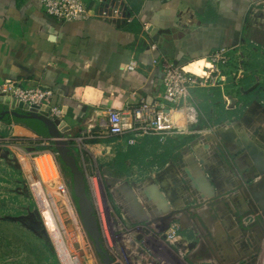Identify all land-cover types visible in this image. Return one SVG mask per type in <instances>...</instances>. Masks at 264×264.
I'll list each match as a JSON object with an SVG mask.
<instances>
[{
    "label": "rangeland",
    "instance_id": "obj_1",
    "mask_svg": "<svg viewBox=\"0 0 264 264\" xmlns=\"http://www.w3.org/2000/svg\"><path fill=\"white\" fill-rule=\"evenodd\" d=\"M247 21L264 30V5L252 7ZM212 65H217L219 72L212 67V72H207L204 79L210 81V77L218 73L220 76L219 84L210 89L221 87L225 101L232 104L230 109L237 99L243 104L249 102L245 110L248 114L244 117L238 119L234 109L227 112L235 116L230 121L233 128L216 132L227 127V123L213 124L219 109L213 108L202 116L197 107L198 99L192 95L198 111L197 120L168 136L164 144L155 136H145L149 138L145 149L149 156L136 155L126 170L117 168L104 173L100 162L82 150L90 165L88 172L90 176H96L98 185L100 180L105 186V174L118 178L117 182H109L114 196L109 190H101L110 217L103 234L105 249L114 259L120 261L123 258V264L126 252L136 264H183L177 253L167 248L166 238L175 230L177 236L187 238L191 250L201 245L199 252L207 251V260L211 264H221L224 256L227 257L225 264H264V50L246 42L232 48L226 59ZM248 87L253 89L250 94L246 92ZM241 91L247 94L243 95ZM251 106L257 108L253 110ZM187 116L178 114L177 118H182L180 126L187 125ZM261 127L260 135L254 137ZM221 134H228L230 139L226 140ZM37 139L34 133L14 134L13 128L0 124V264H61V260L68 261L67 253L78 257L80 264H101L88 237L84 235V243L80 235L73 236L59 207L51 205L45 212L31 183L25 179L23 152H32L30 145L40 150ZM250 142L262 151L263 160L259 163V158L252 159L244 148ZM166 149L170 154L163 161ZM32 165L28 163L26 169ZM31 170L33 172V168ZM61 172L72 193L68 173L62 168ZM32 176L38 178L35 170ZM225 184H229V188ZM36 186L40 188L39 183ZM42 187L44 193L47 188L51 191L48 184L42 183ZM144 191L152 194V201L146 199ZM115 197H121L123 201L118 202ZM135 199H141L143 216L137 215L140 209L125 205V201ZM240 201L243 204L241 210L237 206ZM149 203L168 208L166 217L151 214L153 208L146 206ZM57 215L66 225L63 236L58 233ZM168 219L171 223L165 228L157 225ZM131 237L138 246L131 245ZM140 237L142 242H139ZM184 260L188 264L206 262L203 256L186 255Z\"/></svg>",
    "mask_w": 264,
    "mask_h": 264
},
{
    "label": "crops",
    "instance_id": "obj_2",
    "mask_svg": "<svg viewBox=\"0 0 264 264\" xmlns=\"http://www.w3.org/2000/svg\"><path fill=\"white\" fill-rule=\"evenodd\" d=\"M259 4L264 5V0H128L121 19L59 22L44 12L38 0H0V86L6 80H16L26 87L53 90L54 104L63 110V120L70 129L65 136L78 153V139H87V130L99 132L107 110L125 111L143 100L152 103L159 98L162 72L154 62L162 55L205 76L211 52L246 42L264 50V30L247 21L249 11ZM130 17L134 18L132 23L127 22ZM152 44L158 49H152ZM133 62L136 68L129 70ZM252 90L246 92L250 94ZM247 93L241 91L243 95ZM191 95L198 99L202 116L213 108L219 109L214 125L230 123L235 116L227 112L245 105L237 99L230 109L232 104L225 101L221 87L195 89ZM252 106L253 110L257 108ZM0 124L13 128L14 134L34 133L22 124ZM101 141L85 140L83 150L98 160L107 173L118 168L119 153H127L128 149L149 142V138L139 139L134 146L127 144V137ZM130 161L124 164L127 166ZM105 176V186L99 180L100 189L111 191L108 182L118 178ZM225 186L229 188V184ZM116 200L123 201L121 197ZM128 203L125 205L130 207ZM147 205L153 208L151 214L158 215L156 210L160 211V218L169 211ZM237 206L243 209L242 201ZM170 222L163 220L157 225ZM224 260L227 262L226 256L221 264H225Z\"/></svg>",
    "mask_w": 264,
    "mask_h": 264
},
{
    "label": "built area",
    "instance_id": "obj_3",
    "mask_svg": "<svg viewBox=\"0 0 264 264\" xmlns=\"http://www.w3.org/2000/svg\"><path fill=\"white\" fill-rule=\"evenodd\" d=\"M42 6L44 12L58 20L59 22H71V21H88L91 19H106L114 20L121 19L124 16V10L128 6V0H38ZM133 17L127 19L128 23H132ZM151 48L157 50L156 44H152ZM231 49L223 48L214 53H211L208 57L210 62V68L208 72H212V67L216 68L219 72L217 65H212V63H217L221 59H226L230 54ZM154 65L160 66L162 72V83L163 90L159 94V98L152 103L146 101H141L137 105L130 106L125 111H119L110 109L106 111V118L100 123L99 132H91L87 130L86 138L78 139V153L74 152L77 159H79V164L85 173L88 182V188L90 195L93 199L96 213L98 215L103 241L106 243V238L103 234L104 227L106 229L107 220L110 219L108 206H106V201L101 197L100 185H98L96 176H90L88 172V167L90 166L83 155V145L85 140H106L111 137H127V144L129 146H134L139 139L145 136H155L158 137L160 142L164 143L168 136L174 135L181 129V127H186L192 125L198 116V111L196 106L193 104L192 91L195 89H207L219 84V76H211L210 81L204 79L203 76H198L184 67H181L174 63L170 57L167 55H162L160 59L154 62ZM136 68V63L133 62L129 66V70H134ZM54 91L45 87L35 86L26 87L21 81L16 80H6L0 86V96L10 97L12 101L17 100L18 108L23 111V113H47L49 118L52 120L59 119L64 121V113L61 107L54 104ZM178 114H187V125L180 126L179 122L182 118H177ZM191 116L192 119H189ZM64 139L69 140L66 136ZM37 144H39V149L32 148V152H23L24 158L22 167L25 174V179L30 184L31 188L36 186V183L42 187V183L48 184L51 187V191H48L47 195L50 200L55 202L59 210L62 209L61 201L57 199L56 194L58 190L63 187L65 189V196L67 201L71 204L76 216L79 227L81 228L83 234L86 235L75 202L70 193V189L66 185L63 173L61 172L60 158L58 152L54 148L55 139L40 137L37 139ZM36 143V142H35ZM73 150V149H72ZM74 151V150H73ZM23 156V157H24ZM32 163V167L26 169L27 164ZM33 172L38 174V178L32 176ZM59 177L58 182H52L53 171ZM107 180V177H104ZM43 189V187H42ZM36 197V195H35ZM37 198V197H36ZM57 202V203H56ZM43 218V216H42ZM41 218V219H42ZM63 219V218H62ZM44 222V219H42ZM45 224V222H44ZM46 226V225H45ZM47 228V227H45ZM171 237L166 238L167 248L173 253L176 252L177 255L182 259L183 264H188L185 262L184 258L186 255L192 257L199 256L198 254L200 247L197 246L195 249L191 250L190 242L187 238H182L177 236V230L172 231ZM87 236V235H86ZM130 240L131 245H137L133 237ZM140 239V238H139ZM182 239H185L182 241ZM142 242V240H139ZM85 243V240H84ZM183 248H177L182 247ZM128 252H126V257L124 259V264L128 261V264H136L132 261V258ZM78 258V257H76ZM114 259V258H113ZM205 264H211L207 260ZM80 260V259H79ZM123 260V258H122ZM122 260L114 259L116 264H123ZM139 264V263H138ZM165 264V263H163ZM169 264V263H167Z\"/></svg>",
    "mask_w": 264,
    "mask_h": 264
},
{
    "label": "water",
    "instance_id": "obj_4",
    "mask_svg": "<svg viewBox=\"0 0 264 264\" xmlns=\"http://www.w3.org/2000/svg\"><path fill=\"white\" fill-rule=\"evenodd\" d=\"M161 45L162 42L160 41L159 46L161 47ZM0 106L6 108V110L0 115V121H2L5 116H9L24 120H37L42 122L46 126L48 132L47 138L55 139L54 148L58 152L63 166L68 169L66 173H68L70 177L71 191L77 203V211L83 229L95 249L96 256L99 258L101 264H116L113 257L104 247L100 221L96 213L93 199L88 191V182L85 173L80 167L78 159L71 148L70 142L64 139L66 132L70 130L69 127H66L67 125L64 121H61L59 119L52 120L51 118H49L47 113H23V111L18 108L19 106L17 100L12 101L10 97L0 96ZM227 127H232V123H228ZM261 130L262 127L261 129L255 131L254 137H258ZM221 135H223L226 140L230 139L228 134ZM252 145L251 142L247 143L245 144L244 148L247 149L248 154L252 157V159H255L256 156H258L259 159H257V161L259 163V161L263 160L262 151L261 149L257 150L256 145ZM110 185L111 184L109 183L108 188L110 187ZM124 186L122 188H124ZM126 187L128 188V186ZM143 195L146 197V199L149 198L151 201L153 200V196L152 194H150V192L144 191ZM128 202H130L131 204ZM125 203L130 204V207L132 208L134 207L137 210L140 209V211H137V215H144V213L142 212L141 201H139L138 199H135V201L127 200L125 201ZM190 248H192L191 244Z\"/></svg>",
    "mask_w": 264,
    "mask_h": 264
},
{
    "label": "bare ground",
    "instance_id": "obj_5",
    "mask_svg": "<svg viewBox=\"0 0 264 264\" xmlns=\"http://www.w3.org/2000/svg\"><path fill=\"white\" fill-rule=\"evenodd\" d=\"M223 130L225 131L226 129H219L217 132L222 133ZM251 145H252V143H251ZM257 158H258V156H256L255 159H257ZM54 173L56 174V171L55 170H54ZM54 173L52 174V182H58L59 181L58 180L59 177L56 174L57 175V178H55ZM192 178L193 177L191 175V179ZM193 182H194V184H196L194 178H193ZM196 186L198 187L197 184H196ZM34 190H35L34 193H35L36 197L43 204L44 211L47 208L50 210V206L51 205H52V207L56 206L55 205V202L54 201L52 202L50 200V197L47 195V193L46 192L45 193L43 192L44 189H42L41 186H40V188L37 187V186H34ZM40 192H42V194H43V195L41 194L42 196L40 195ZM65 192H66L65 189L62 187L61 190H58V193H55L56 196H57L56 198L61 201V206H62L61 213L62 212L64 213V216H65V219H64L65 224L70 229V231L74 234L73 236H75L76 234H78L82 238V241H84L83 240V234H82L81 228L79 227V224L77 222V216H76V214H75V212H74L71 204L67 201L66 196H65ZM42 198H43V200H42ZM148 201H151V200L148 198ZM157 213H160V211L157 212ZM162 214H163V212H162ZM160 215H161V213H160ZM55 217L57 219V223L60 224V225L59 224L57 225V223H56L57 229H58V233L60 235H62V231H64V228L66 227V225L64 224L63 219H61L58 215L55 216ZM58 220H59V222H58ZM67 255H68V261L66 262L67 264H80L79 259H77L76 257H71V255H69L68 253H67ZM66 263L61 260V264H66Z\"/></svg>",
    "mask_w": 264,
    "mask_h": 264
},
{
    "label": "trees",
    "instance_id": "obj_6",
    "mask_svg": "<svg viewBox=\"0 0 264 264\" xmlns=\"http://www.w3.org/2000/svg\"><path fill=\"white\" fill-rule=\"evenodd\" d=\"M251 82V79L249 80ZM250 87H248L247 89H249ZM240 93V92H239ZM248 102L245 103V105L243 106V108H241L240 110H237V108H235L234 112L237 116V118H241L243 115H244V110L246 108V106H248ZM4 108L2 106H0V111H2ZM2 122L4 123H7V124H11L12 122L16 123V124H22L24 126H26L28 129H30L32 132H34L36 135L40 136V137H44V138H47L48 137V132H47V128L46 126L40 122V121H37V120H24V119H18V118H15V117H5ZM147 137H145L146 139ZM157 140L159 141V138H157ZM109 141V140H108ZM169 142L172 143V140L169 139L168 140ZM91 142L93 143H97V142H100V140H91ZM102 142V141H101ZM104 142V141H103ZM147 141L146 142H143L142 144L136 146V147H132L130 149H128L127 153H119L118 154V158H119V165H118V169L124 171L126 170V165L124 164V162L126 160H133L134 157L138 154H143V156L146 158L149 156V152L146 151V145H147ZM158 145L157 146H160L159 143H157ZM40 149H42V147H40ZM155 150V149H154ZM166 154L164 156V159L163 161L167 160V157L169 156L170 154V151H168V149H166ZM162 161V163H163ZM60 165H61V168H62V171L63 172H66L68 171L67 168H65L60 160ZM88 191H89V188H88ZM89 194H90V191H89ZM91 196V195H90ZM72 197H73V200L75 202V205L77 207V203H76V200L73 196V193H72Z\"/></svg>",
    "mask_w": 264,
    "mask_h": 264
},
{
    "label": "flooded vegetation",
    "instance_id": "obj_7",
    "mask_svg": "<svg viewBox=\"0 0 264 264\" xmlns=\"http://www.w3.org/2000/svg\"><path fill=\"white\" fill-rule=\"evenodd\" d=\"M6 110V108H4L2 111H0V115H1V113L2 112H4ZM5 117H7V116H5ZM4 117V118H5ZM171 223V222H170ZM33 224H34V222H33ZM169 224V223H168ZM168 224H161V225H163V227L165 228ZM36 227H37V229H39L40 228V225L37 223L36 224ZM162 228V227H161ZM40 231V230H39ZM140 240H142V238L140 237ZM104 247H105V242H104ZM199 247H200V249H201V245H199ZM200 251V250H199ZM200 256H203V258H204V256L206 255V257L209 255V253L207 252V251H202L201 253L199 252L198 253ZM203 254V255H202ZM199 257V256H198Z\"/></svg>",
    "mask_w": 264,
    "mask_h": 264
}]
</instances>
